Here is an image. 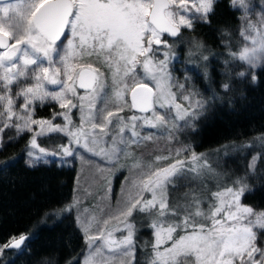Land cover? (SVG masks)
<instances>
[{"label":"snow or ice","instance_id":"obj_1","mask_svg":"<svg viewBox=\"0 0 264 264\" xmlns=\"http://www.w3.org/2000/svg\"><path fill=\"white\" fill-rule=\"evenodd\" d=\"M218 2L15 0L0 4V153L27 135L21 155L30 171L75 160L90 163L86 157H98L108 165L110 175L111 169L125 167L131 174L106 218L99 219L88 209L81 211L79 199L45 213L41 226L51 227L65 213L77 212L74 219L86 251L65 264H142L138 251L148 242L138 243L139 216L147 218L142 226L153 236L146 264H264V210L243 203L264 190V171L257 173L264 151L251 157L244 176L228 184L220 182L227 173L216 172L208 154L180 141L185 130L197 131V121L209 111L211 100L222 99L216 92L204 98L190 84L191 76L180 82L171 67L176 45L185 41L183 32L194 31L196 24L211 27ZM229 6L243 10L239 34L246 43L238 51L226 44L221 71L226 79L219 85L225 94L234 91V80L250 77L256 85L260 81L255 70L264 72V0L259 4L230 0ZM189 42V56L199 54L205 62L202 75L208 79L209 57L202 52L203 42L195 38ZM236 61L247 65L248 71L233 74L230 65ZM53 103L60 111H53L48 119L36 118L37 106ZM73 109L79 123L73 120ZM57 117L63 123H54ZM9 132L12 135L5 138ZM49 134H62L66 142L44 146L39 141ZM161 138L169 145L166 155H156L150 162L136 157L134 148L156 144ZM255 141L264 148V134ZM173 143L180 147L172 148ZM121 158L133 163L120 164ZM20 159L19 155L0 158V176L12 175ZM97 171L103 175L106 169L97 165ZM207 176L217 180L216 191L207 188ZM104 179L109 186L102 199H107L111 187ZM181 187L187 190L178 197L175 193ZM113 220L117 225L108 227ZM38 238V229L11 236L0 244V264H14L4 258L6 252L30 254V242ZM40 264H59V260L52 254Z\"/></svg>","mask_w":264,"mask_h":264},{"label":"trees","instance_id":"obj_2","mask_svg":"<svg viewBox=\"0 0 264 264\" xmlns=\"http://www.w3.org/2000/svg\"><path fill=\"white\" fill-rule=\"evenodd\" d=\"M229 3L230 0H219L211 27L196 24L194 31L183 32L184 37L203 42L205 47L202 52L209 57L207 61L209 78L203 77L200 68H189V64L185 66L189 61L183 62L182 58L178 59L179 62L174 66L180 74L176 79L185 82L184 77L191 76L190 84L194 85L204 98L212 97L213 92L222 97L221 100H211L209 111L197 121V131L185 130L180 135V141L191 144L197 153L208 154L209 162L221 170L222 174L227 173L225 179L220 182L228 184L237 176H244L251 157L257 152L264 151V148L255 141L257 136L264 134V72L255 70L260 81L256 85L251 84L248 77L243 81L234 80V91L227 94L219 87L226 79L221 74L224 67L222 61L227 58L228 53L226 44L233 51L238 48L236 31L239 13L237 8H231ZM225 31L227 35L223 34ZM180 48L178 47V53ZM236 63L237 61L230 65L233 74L239 70ZM173 91L176 89L174 88ZM241 92L244 93L243 96L240 95ZM49 115L48 105L37 106L36 117ZM27 139L25 135L18 142L7 145L0 153V158L13 155L21 157L20 163L12 169V175L0 176V244L13 235L19 236L21 233H29L37 229L39 238L30 242V254L17 255L15 252H6L4 258L13 260L14 264H40L43 258L56 254L59 264H65L73 257H79L85 248L83 234L76 225L73 213H65L63 218L51 227L41 226L40 222L45 213L59 211L64 205L71 203L74 197L78 161H71L62 167H57L56 164L40 166L30 171L24 168L21 155ZM39 142L43 143L41 140ZM248 143H253L255 146L239 147ZM233 145L237 147L233 149ZM168 146L165 139L161 138L156 144L142 145L134 148L133 151L139 158L154 159L156 155H166L167 152L164 150ZM170 146L176 148L180 147V144L173 143ZM216 150H220L219 154L223 155L218 156ZM225 151L227 155L224 154ZM214 156L223 157L222 163L211 159ZM262 171H264V160L257 164V173ZM204 182L208 189L216 190V179L207 178ZM249 183L255 185L256 182L254 178L249 177ZM243 203L252 205L256 209H264V190H257L254 195L244 199ZM142 232L141 230L138 232V243L139 237L143 235ZM151 236L149 234V256ZM146 254L138 251V259L142 264H146L144 260Z\"/></svg>","mask_w":264,"mask_h":264},{"label":"rangeland","instance_id":"obj_3","mask_svg":"<svg viewBox=\"0 0 264 264\" xmlns=\"http://www.w3.org/2000/svg\"><path fill=\"white\" fill-rule=\"evenodd\" d=\"M15 0H0V4L2 3H14ZM251 3L253 4H259L260 0H251ZM238 13H239V21H238V28H237V37H238V48L236 51H238L242 46H244V44L246 43L243 38L240 36V29H241V21H240V17L243 15V10L240 9L239 7H237ZM259 11V9H257V12ZM253 20L256 19V16L253 15ZM169 42H172V38H168ZM190 38L187 36L185 37V41L182 44H177L176 45V59L173 60L172 62V72L175 78H177L178 76H180V74L178 73V69L175 66L176 63L179 62L180 58H182V61L186 62L185 66L188 65L189 68L192 67H197L200 68L201 73L203 71V64L205 63L204 61L200 60L199 58V54L194 55V56H189V49L192 47L191 43L189 42ZM178 47L180 48V53H178ZM186 47V48H185ZM205 55V54H204ZM179 59V60H178ZM237 68L239 69L237 72L239 71H248L247 65L241 64L240 62L237 61ZM101 71H106V69H104L103 67H101ZM139 71V69H138ZM109 83H111V81H108ZM50 90H56V88L54 86H48ZM80 93H83L84 91H79ZM209 93V92H208ZM49 106L50 109V115L48 117H36V118H51L52 116V112L53 111H60L59 106L55 103L53 104H46ZM73 120L76 123H79V116L78 113L75 109H73ZM54 123H63V120L61 117H57V119L54 121ZM8 135H12L11 132L6 133L5 138H7ZM66 137H64L62 134H49L48 137L46 138H42L40 139L42 142H40L41 144H43L44 146H55L57 144H63L66 142ZM223 154H219L218 156H221ZM137 157V156H136ZM212 157L211 159L217 160L220 164L222 163L223 157ZM139 158V157H138ZM86 159H88L90 161V163H83L79 160H77L78 162H76L77 164V176H76V181H75V188H74V197L71 201V203L75 200V199H79L81 201L79 207L81 209V211L83 209H88L89 213L96 215L99 219H103L106 218L107 216V210L109 207H111L112 209H115L116 204H117V200H119L122 196L121 193V189L122 187L125 186V178L126 177H130V172H129V168L125 167L122 170H117V169H111V172L113 174H109L108 169V165L100 160L98 157H86ZM143 161L145 162H150L153 160L149 159V158H141ZM75 162V161H72ZM133 163V161L129 158V159H125V158H121L120 160V164H127V165H131ZM210 163V162H209ZM211 164V163H210ZM97 165L100 168H104L106 169V171L103 173V175H101L98 171H97ZM211 166L216 170V172L221 173V170H219L218 168L214 167L212 164ZM107 177V180L110 181V187H111V194L107 197V199H102L104 197H106V193H105V189L109 186L108 182L105 181L104 177ZM77 178H79V184L77 183ZM207 178H212L211 176H207L205 177V179ZM224 176L223 179L224 180ZM117 180V181H116ZM116 181V182H115ZM222 182V181H221ZM193 187L196 186V182H194L192 184ZM128 187H130V185H128ZM187 189L184 187H181L179 189L178 192L175 193L176 196H181L182 193L184 191H186ZM216 191V190H214ZM90 193V194H89ZM68 203V204H71ZM66 204V205H68ZM109 204V205H108ZM111 204V205H110ZM65 206V205H64ZM63 206V207H64ZM104 207L105 208V212L101 213L100 212V208ZM257 210H264V209H257ZM74 215V217L77 215V212L74 210L72 212ZM49 222L52 221V217H49ZM137 219V227L143 231V235L141 237H139L140 239V244L143 245L145 241L149 242V234L152 235L151 231L148 230L145 226L142 225H146L147 223V218L143 217V216H139L136 218ZM76 222V221H75ZM77 225V224H76ZM117 225V221L113 220L110 222V224L108 225V227H114ZM96 229H93V232H95ZM117 235H119V233H117ZM18 237V236H17ZM137 237H138V233H137ZM151 242L153 240V236H151ZM151 242H150V246H151ZM99 243V241L97 242ZM85 248L83 249V252L86 251V245H84ZM151 251V250H150ZM149 243H148V247L145 248L142 253L146 254V258H144V260H148L150 258L149 256ZM151 253V252H150Z\"/></svg>","mask_w":264,"mask_h":264},{"label":"water","instance_id":"obj_4","mask_svg":"<svg viewBox=\"0 0 264 264\" xmlns=\"http://www.w3.org/2000/svg\"><path fill=\"white\" fill-rule=\"evenodd\" d=\"M167 38H168V37H167ZM79 91H84V90H83V89H79ZM128 99L130 100V95H129Z\"/></svg>","mask_w":264,"mask_h":264},{"label":"flooded vegetation","instance_id":"obj_5","mask_svg":"<svg viewBox=\"0 0 264 264\" xmlns=\"http://www.w3.org/2000/svg\"><path fill=\"white\" fill-rule=\"evenodd\" d=\"M165 38H167V37H165ZM79 91V90H78Z\"/></svg>","mask_w":264,"mask_h":264}]
</instances>
